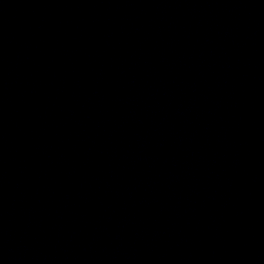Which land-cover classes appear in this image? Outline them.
Wrapping results in <instances>:
<instances>
[{"label": "water", "instance_id": "water-1", "mask_svg": "<svg viewBox=\"0 0 264 264\" xmlns=\"http://www.w3.org/2000/svg\"><path fill=\"white\" fill-rule=\"evenodd\" d=\"M0 264H264V0H0Z\"/></svg>", "mask_w": 264, "mask_h": 264}]
</instances>
